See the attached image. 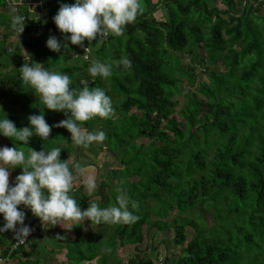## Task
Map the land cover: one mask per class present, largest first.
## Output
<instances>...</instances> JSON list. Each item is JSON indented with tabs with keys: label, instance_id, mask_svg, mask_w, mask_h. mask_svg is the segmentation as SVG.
<instances>
[{
	"label": "trees",
	"instance_id": "trees-1",
	"mask_svg": "<svg viewBox=\"0 0 264 264\" xmlns=\"http://www.w3.org/2000/svg\"><path fill=\"white\" fill-rule=\"evenodd\" d=\"M1 1L0 6L8 0ZM157 1L141 0L144 11L126 26L123 36L109 34L91 44L86 40L80 51L53 19L61 4L72 5L75 0H48L44 17L37 22L29 20L24 35L31 29L38 35L46 26L60 37L62 45L67 43V49L62 46L60 52H53L40 38L17 35L21 39L14 51H7L4 43L11 32L0 34V97L20 108L17 116L1 109L0 119L6 117L22 129L31 127L29 116L42 111L49 126L68 118L65 112L47 110L34 90L23 85L19 70L24 63H40L49 71L66 74L77 89L84 86L82 78L90 76L89 88H101L117 101L112 103L114 115L110 118L96 117L84 125L103 131L104 145L110 151L124 152L121 168L109 170L117 181L109 188L111 197L100 203L93 201L92 194L81 191L84 185L70 195L81 210L92 202L103 208L116 204V188L120 187L130 200L138 202V209L129 207L139 219L131 225L111 227L105 237L91 233L85 238L67 239L66 261L121 264L116 240L121 245H139L152 229H168L170 242L180 247L175 264H264V14L259 15L264 2H258L256 9L245 7L234 14L237 3L243 6L252 0H218L223 9L213 4L217 0ZM158 6L163 14L160 21L151 16ZM20 13L30 15L27 10ZM46 20L48 24L41 25ZM20 44L29 54L27 62L21 60ZM87 47L90 51L85 53ZM69 50L75 53L68 54ZM181 55H189L203 68L210 65L207 80L200 81L196 92L181 95L182 126L174 116L178 101L173 98L181 94L182 77L194 84L195 75L190 73L197 69L188 67L186 73H179ZM124 56L131 60V69L114 63ZM14 60H18L14 69L3 72ZM93 61L111 64L112 75L106 79L92 77L88 69ZM63 129L53 127L48 140L33 135L27 145L7 137V146L22 147L26 154L29 148L39 152L58 147L59 159L64 162L74 143ZM1 139L2 134L0 145ZM64 140L68 147L60 145ZM194 208L211 211L213 223L209 225L205 218L199 222L177 218ZM35 219L29 220L25 214L24 225ZM5 223L0 214V228ZM187 226L194 233L188 235ZM7 233L0 232L1 262L40 264L38 259L27 261L34 255L29 240L10 251L14 239ZM90 238L93 244H88ZM150 247L147 245L145 251ZM135 259L128 264H156L154 256Z\"/></svg>",
	"mask_w": 264,
	"mask_h": 264
},
{
	"label": "clouds",
	"instance_id": "clouds-1",
	"mask_svg": "<svg viewBox=\"0 0 264 264\" xmlns=\"http://www.w3.org/2000/svg\"><path fill=\"white\" fill-rule=\"evenodd\" d=\"M9 9L11 26L20 35L24 31L25 17L17 14H21L20 7L18 11L10 3ZM143 11L141 0H75L72 5L61 4L53 19L61 33L70 34L72 45L83 48L86 40L91 44L98 38H107L109 34L123 36L126 26L134 23ZM62 46L65 49L68 47L67 43L62 45L54 36L47 40V47L53 52H60ZM84 51L88 53L90 47L84 48ZM84 59H88L87 55H84ZM114 63L125 69L132 67L127 56ZM19 71L23 85L34 90L47 110L65 112L68 118L49 126L42 111L40 115L28 117L31 127L17 129L5 117L0 119V134L27 145L33 135L48 140L55 127L67 129L76 146L88 147L106 140L103 131L89 132L84 127L86 122L96 117L108 119L114 115L112 100L103 89L89 88L87 82L82 88L72 87L68 75L49 71L40 63H24ZM88 71L94 78L100 76L106 79L112 75V65L93 61ZM60 154L61 149L58 147L39 152L29 148L27 154L22 147L0 148V214L6 222L0 232L11 230L15 232L18 244L25 243L32 230L24 225L25 213L18 210L20 205L30 208L42 224L53 226L78 225L86 220L96 225H131L137 222L139 217L133 214L130 207L136 210L139 204L130 200L120 187L116 188L115 205L102 208L92 202L86 210H81L70 193L78 181L90 194L93 193L96 189L95 178L78 163L70 167L69 159L61 162ZM16 167L22 168L23 172L16 177L15 186H10L9 169ZM17 225L21 227L17 228Z\"/></svg>",
	"mask_w": 264,
	"mask_h": 264
},
{
	"label": "rangeland",
	"instance_id": "rangeland-1",
	"mask_svg": "<svg viewBox=\"0 0 264 264\" xmlns=\"http://www.w3.org/2000/svg\"><path fill=\"white\" fill-rule=\"evenodd\" d=\"M45 1V2H44ZM48 0H14L13 4L17 8L20 7L21 10H27L29 11L30 15L27 16L31 21L37 22L38 20H41L44 17V14L48 11L46 8L45 3H47ZM151 3L158 2L157 0H150ZM238 2V1H237ZM258 2H264V0H252V1H245L243 3V6L239 5L237 3V8L233 12L234 14H239L245 7H252L256 9ZM0 3L2 1L0 0ZM19 4V5H18ZM214 5L218 6L219 8L223 9L224 6L217 0ZM7 7L2 5L0 6V34H3L5 32H11V36L5 41L4 47L7 51H14L18 41L21 39L20 37L15 35L12 31L14 30L11 26V16L10 12L6 11ZM20 10V11H21ZM264 14V5L260 7L259 9V15ZM157 21L163 20V14L161 8L158 6L157 10L152 13V15ZM9 22V26L7 23ZM48 21H42L41 25H47ZM45 28L40 30L38 35H36L35 32H31L29 35L24 36V39L27 38H40L42 40V43L44 46L47 45V40L50 36H54L59 42L60 37L54 33H51L50 29L46 26ZM20 36V35H19ZM2 37L0 36V41ZM2 44V43H1ZM3 45V44H2ZM20 46V52L22 55V61L27 62L29 58V54L25 52V49L22 44ZM77 46V45H76ZM77 49L82 50V47L77 46ZM78 51V52H79ZM203 54V50H200ZM74 54V51L69 50L68 54ZM77 53V52H76ZM180 59V69L178 70L179 73H186L188 70V67H195L197 69L196 73L191 72L190 74L193 76L195 75V82L193 85H190L189 82H187V79L182 77V84L179 86V89H181V94L177 97H174L173 99L178 101V106L175 109L174 116L176 117V122L179 125H184V121L180 118L179 112L183 104V98L181 95L187 94L190 90L191 92H196V89L198 88V85L200 81L207 80L206 76L209 72L210 65L207 64L203 67L198 66V62H192L189 59V55H181L178 56ZM18 60H14V64H11L8 68L4 69L3 72H11L14 69V65ZM176 74H178L176 72ZM89 75V74H88ZM91 81L90 76L89 78L85 77L82 78L81 84H85V82L89 83ZM199 98L200 95L197 94ZM113 104H116L117 101H112ZM6 108L8 109V113L17 116L20 113V108L16 105H12L10 101L7 99H3L0 97V110ZM64 132H67V129H63ZM89 132H97L98 127H90L88 128ZM1 145L0 148L8 147V139L7 137L2 135L1 139ZM60 145L62 147H68V142L66 140L60 142ZM124 156V152L118 151V152H112L110 151L103 143H93L89 145L88 147L79 146L76 148V145L70 146V150H68V157L66 161L70 160V167H72L73 164L78 163L82 167H84L87 170V174L92 175L95 178L96 183V189L93 193H91L93 201L99 202L103 199H108L111 197L109 188H114L117 181L115 177H111V174H109V170L112 169H120L122 164L120 162L121 158ZM10 176H9V184L10 186H15V180L16 177L20 174H22L23 171L18 170L16 168L9 169ZM133 179V178H131ZM108 186H104L106 184ZM82 183L79 181L76 183L73 190H77ZM81 191L85 194H90L85 187L81 189ZM73 192V191H72ZM24 210L25 214L28 215L29 220L35 219L38 217H35L30 208L18 206V210ZM213 214L209 210H204L202 208H194L190 210L187 213L181 214L177 216L178 219L181 217L189 218L193 220L194 222H199L202 218H205L207 223L211 225L213 222L211 220V217ZM152 219L154 217L152 216ZM85 222V223H84ZM81 224H65L63 227L59 224L53 226L51 224H45L44 229H42L39 232V236H37L34 240V243L36 245L34 249V255L27 261L31 259H38L40 260V264H56L58 262H63V264H75L70 263L66 261L65 258V241L67 239H78L79 237H87L91 233H102L103 237L108 235V231L110 228H115L119 224H104V226L98 227V225L93 223H87L84 221ZM168 229H165L163 232L151 230L147 236L143 235V241L139 245L134 244H126L121 245V242L116 240V256L121 259V264H128V261L131 259L137 260L140 257H143L144 255H147V257H155V263L156 264H175L178 258V255L180 254V247H174L172 243L170 242V238L172 237V233L168 232ZM171 231V230H170ZM186 231L188 235H191L194 233L193 229H191L189 226L186 227ZM7 236L11 234L7 233ZM63 237V239L58 238ZM88 244H93V238L89 239ZM147 245L151 246L148 251H145V248H147ZM87 245L85 244L84 248L82 249L84 252L86 251ZM135 247H138L140 252H138ZM155 248V250H153ZM54 251V252H50ZM101 252V249H100ZM99 252V253H100ZM26 260V259H25ZM114 259H110V263H114ZM0 264H16L15 261H6L5 263L0 261ZM80 264H96V262L92 263H80Z\"/></svg>",
	"mask_w": 264,
	"mask_h": 264
},
{
	"label": "built area",
	"instance_id": "built-area-1",
	"mask_svg": "<svg viewBox=\"0 0 264 264\" xmlns=\"http://www.w3.org/2000/svg\"><path fill=\"white\" fill-rule=\"evenodd\" d=\"M17 9H18V11H19V8H17ZM17 14H18V15H22V16L25 17L24 31L20 34V36H24V35H25V32H27L26 29L30 26V24H29V20H30V19H29L26 15H24V14H19V12H17ZM31 32H33V29H31V30L29 31L28 35H29ZM14 33H15V35H19V33H18L16 30H15ZM28 226L30 227V229H31L32 231H31V234L27 237V240L25 241V243H23V244H18L17 241L15 240V232L9 230L11 236H12L13 239H14L13 243H11V245H10V251H14V250H16L17 248L24 246L28 240L30 241L33 237L37 236V235L39 234V232H40L42 229H44L45 224H42V222H41L40 219L38 218V219L34 220V221H33L31 224H29ZM16 227H17V226H16ZM6 261H7V260H6Z\"/></svg>",
	"mask_w": 264,
	"mask_h": 264
},
{
	"label": "crops",
	"instance_id": "crops-1",
	"mask_svg": "<svg viewBox=\"0 0 264 264\" xmlns=\"http://www.w3.org/2000/svg\"><path fill=\"white\" fill-rule=\"evenodd\" d=\"M15 4L14 3V0H8L6 3H5V6L7 7V9H6V11L7 12H10V9H9V4ZM2 7V6H1ZM85 223V222H84ZM87 224V223H86ZM98 227H101L102 228V226H98ZM33 239H35V238H33ZM33 239H31L30 241H29V244H30V246L32 247V248H34L35 249V247H36V245H35V243H34V240ZM76 239V238H75Z\"/></svg>",
	"mask_w": 264,
	"mask_h": 264
}]
</instances>
